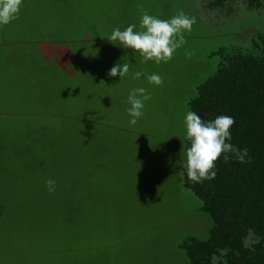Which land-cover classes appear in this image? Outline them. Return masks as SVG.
<instances>
[{"label": "rangeland", "instance_id": "rangeland-1", "mask_svg": "<svg viewBox=\"0 0 264 264\" xmlns=\"http://www.w3.org/2000/svg\"><path fill=\"white\" fill-rule=\"evenodd\" d=\"M196 6L24 0L18 18L0 25V264H188L178 242L186 232L206 236L207 226L176 175L188 101L217 69L214 52L264 30V7L245 0L217 13ZM145 12L195 17L167 62L107 39L115 27L142 30ZM117 63L131 65L121 81L108 75ZM135 71L145 75L134 79ZM152 73L163 83H149ZM138 87L151 99L130 125L128 96ZM65 202L82 203L90 216L72 222L49 212Z\"/></svg>", "mask_w": 264, "mask_h": 264}, {"label": "trees", "instance_id": "trees-1", "mask_svg": "<svg viewBox=\"0 0 264 264\" xmlns=\"http://www.w3.org/2000/svg\"><path fill=\"white\" fill-rule=\"evenodd\" d=\"M231 1L212 0L210 6L223 8ZM245 1L253 9L264 7V0ZM249 41L214 52L220 57L217 69L197 85L188 101L190 110L204 120L233 116L231 142L247 147L250 157L245 163L234 158L224 162L221 157L212 180L196 183L186 174L181 179L198 199L196 212L207 225L206 236L186 232L178 242L188 264H264V30L253 32ZM189 146L186 140L185 161ZM48 209L72 222L90 216V208L79 202ZM252 235L256 239L249 242Z\"/></svg>", "mask_w": 264, "mask_h": 264}, {"label": "clouds", "instance_id": "clouds-1", "mask_svg": "<svg viewBox=\"0 0 264 264\" xmlns=\"http://www.w3.org/2000/svg\"><path fill=\"white\" fill-rule=\"evenodd\" d=\"M24 0H0V25H7L17 19ZM196 23L195 17L181 12L170 19H161L158 16L145 12L140 19V28L136 31V24H129L123 30L115 27L107 39L124 49L138 50L145 61L154 60L155 63L167 62L173 58L177 49L181 48L186 39L184 32H190ZM131 65L117 63L108 72L111 77L119 75L120 81L129 74ZM145 75L142 71H135L132 78L138 79ZM151 84L160 85L163 78L158 73L146 76ZM151 99L150 93L144 87L133 88L128 96L130 107L127 112L130 116L129 124L135 125L144 115L145 101ZM186 139L190 146L186 149V161L180 165L176 175L202 183L217 176L216 162L223 157L224 162L233 158L240 163L247 162L249 149L240 148L233 144L231 128L235 118L230 115H218L212 120H204L192 110H188L184 118ZM48 191L56 190V181H45Z\"/></svg>", "mask_w": 264, "mask_h": 264}, {"label": "crops", "instance_id": "crops-1", "mask_svg": "<svg viewBox=\"0 0 264 264\" xmlns=\"http://www.w3.org/2000/svg\"><path fill=\"white\" fill-rule=\"evenodd\" d=\"M195 3H196V7L197 9H200L202 12L204 11H210V13H213V12H218L219 10L223 9V8H213L210 6V2L212 0H193ZM232 2V1H231ZM228 7V6H227ZM219 9V10H217Z\"/></svg>", "mask_w": 264, "mask_h": 264}]
</instances>
